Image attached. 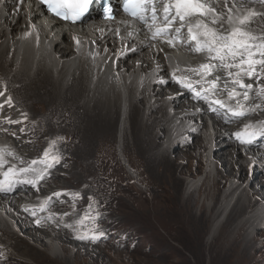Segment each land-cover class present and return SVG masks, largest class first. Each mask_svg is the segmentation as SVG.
Masks as SVG:
<instances>
[{
	"label": "bare ground",
	"instance_id": "obj_1",
	"mask_svg": "<svg viewBox=\"0 0 264 264\" xmlns=\"http://www.w3.org/2000/svg\"><path fill=\"white\" fill-rule=\"evenodd\" d=\"M19 1L0 0V181H5V189L11 187L0 191V264H75L80 256L94 260L99 256L95 211L107 215L111 203L108 185L100 176L105 171H121L111 161L115 138L124 147L125 157L129 158L131 151L141 154L159 178L158 190L164 201L159 208L163 213L170 212L181 227L199 225L202 213L210 207L209 200L218 198L217 203L213 199L210 208V242L216 246L219 237L227 239L236 233L226 244H219L224 257L237 255L238 264H256V251L264 245V241L256 245L264 236V147L255 149L259 137L249 142L244 133L246 126H251L247 128L251 132L264 125V73L259 71L260 65L253 66L251 76L244 75L247 65L243 70L217 67L206 75L197 60L193 64L196 71H186V77L179 78L190 60L180 54L169 58L175 68L173 74L159 78L152 66V46L138 40L137 47L127 52L129 60L123 61L128 72L122 73V84L109 52L101 57V51L94 48L95 44L107 47L118 42L112 23H82L73 31ZM261 1L222 0L217 6L220 20L215 24L210 21L213 29L230 31L238 26L239 19H245L239 25L244 31L255 38L264 37ZM168 4L162 7L163 15ZM174 14V9L170 10L169 17ZM32 20L35 25L27 27ZM247 22L255 23L250 26ZM203 31L194 29L193 33ZM179 32L188 34L183 28ZM130 37L125 33L123 41L129 42ZM255 40L249 43L256 45ZM191 43L197 48L196 41ZM199 58L204 64H219L210 61L206 51H201ZM253 59L261 58L256 55ZM138 65L145 74L137 69ZM229 71L233 76L228 75ZM237 71L241 72L239 77L235 76ZM218 72L228 80L217 76ZM216 77L220 79L213 88L211 81ZM236 79L252 87H240L234 83ZM230 88L238 94L235 98H229ZM245 92L247 100L243 98ZM42 102L43 112L39 111ZM231 110H243L245 115H233ZM252 112L257 119L241 121ZM205 114L212 116V128L207 119L205 122ZM230 121L234 123L228 124ZM58 127L64 130L65 138L58 136ZM237 133H241L239 138ZM78 147L88 151V160L93 157L90 164L84 165L85 160L76 154ZM32 158H36L35 164ZM193 160L207 172L202 183L199 177H184L191 171ZM60 161H66V170L57 167ZM91 164L97 177L89 176L87 183L98 179L102 194L80 216L78 198L73 200L76 212H70V199L83 190H66V185L72 178H81L86 168L92 170ZM225 166L237 173L231 172L233 176H229L221 193L223 172L229 171ZM30 167L35 171H19ZM129 167L131 172L136 169L131 163ZM10 168L14 172L6 179L4 174ZM215 171L217 177L211 184V173ZM40 175L43 178L37 180ZM25 180L37 182L27 185ZM29 185L32 189L27 188ZM167 190L171 194H166Z\"/></svg>",
	"mask_w": 264,
	"mask_h": 264
},
{
	"label": "rangeland",
	"instance_id": "obj_2",
	"mask_svg": "<svg viewBox=\"0 0 264 264\" xmlns=\"http://www.w3.org/2000/svg\"><path fill=\"white\" fill-rule=\"evenodd\" d=\"M261 2L264 4V1ZM256 16H259V13H256ZM254 23L247 22L246 24L252 26ZM261 25L264 26V24ZM257 38L256 40L254 39L256 45L260 42L264 43V37L257 36ZM259 58L262 59L264 57L259 56ZM258 69L264 73V65H260ZM261 82L258 81V84L261 85ZM258 95L259 92L255 94L257 97ZM257 99L255 98V101ZM39 106V111L43 112L45 104L42 102L39 103ZM248 117L254 121L258 115L252 112L246 117L244 116L241 121L248 119ZM227 123L232 124L234 122L230 121ZM57 130L60 139L65 138L64 130L59 127ZM263 138H260L256 142L257 147H264L262 145L264 143ZM121 146L122 144L115 138L112 144L113 156L111 161L114 166H119L121 171L117 173L105 171L100 176L105 179L106 185H108L111 203L107 206L109 212L107 215H97L98 211H95V244L100 246L101 252H99V258L95 257L94 260L91 257L80 256L77 262L75 261V264H238L239 258L237 255L226 258L223 255V251L218 247L219 244H226L228 240H232L236 236V233L227 239L219 237L217 239L219 244L216 246H213L214 244L210 242L212 238L208 233L211 215L213 216V209L210 210V208L214 200L217 203L218 198H211L209 200L210 207L208 211L202 213L203 221L199 225L191 224L181 227L175 222L174 217H171L170 212L168 214L163 213V209L161 208L164 201L160 195V190H158L160 181L149 168L148 163L141 154L134 151H131V153L127 152L129 158L125 157L123 154L124 147ZM76 154L85 160L84 165L90 164L93 159L92 157L88 160V156L90 155L82 147H78ZM30 161L31 163L36 161V158H32ZM41 163L43 164L44 162ZM129 163L136 168L133 172L129 170ZM199 164L200 162L197 160L192 161L191 171L188 170L184 176L187 180H194L202 176L204 168ZM57 167L66 170V161H60ZM92 167V170L86 168V173L82 171L81 178H72L71 182L66 185L69 186L66 190H83L70 199V212H76L77 206L73 203V200L78 198L80 216L85 214V209L89 207V203L94 202V200L96 202L97 198L102 194L98 179H93L91 184L87 183L90 179L89 176H96L95 165H92ZM226 169L229 171L227 175H224L221 182V193L226 187V179L229 176H233L232 173H237L236 170L231 171V173L228 167ZM250 177L247 179L248 181L251 179ZM214 180L215 175L210 179L211 184ZM27 188L32 189L30 185ZM166 194H171V192L167 190ZM219 195L221 196V194ZM48 209L49 207L46 208V210ZM196 210L198 213L201 212L199 206L196 207ZM63 213V215L67 214V212ZM261 230H264V227ZM263 239L264 236L258 239L256 245H260L264 241ZM38 246L40 247L39 249H44L42 245ZM74 260L73 258V262ZM255 263L264 264V245L260 250L256 251ZM34 264L36 263L34 262ZM246 264L251 263L246 262Z\"/></svg>",
	"mask_w": 264,
	"mask_h": 264
},
{
	"label": "snow or ice",
	"instance_id": "obj_3",
	"mask_svg": "<svg viewBox=\"0 0 264 264\" xmlns=\"http://www.w3.org/2000/svg\"><path fill=\"white\" fill-rule=\"evenodd\" d=\"M45 3L48 4V7L57 15L61 16L65 19H72L73 21L81 18L88 10L91 4H93L94 0H44ZM132 0H126L125 10L130 11V14L134 17H137L147 23V19L143 14L145 9L139 8V4H143L145 0H138L136 6L129 8V3ZM149 4L152 5V20H156V11L154 7L153 0H147ZM205 6L199 3V0H172V2L164 7V20L166 21V27L171 25L175 20L178 18L181 22L185 20L186 16H190L194 12H198L200 15H207L208 12L215 14V9L208 8L204 10ZM174 9L175 14L169 19L170 10ZM105 12L110 13V8H105ZM111 18V17H110ZM218 20L214 16L212 23H217ZM228 23H232L231 16L228 17ZM245 23V19L238 20V26L233 27L230 31H219L217 29L210 28L208 24L202 23L198 21L195 25L196 28H203L204 31L201 34L193 33L192 27L188 28V32L191 36V39L196 41L197 48L196 51H206L209 53V60L219 61V64H204L201 65V69L203 73L206 75H211L212 71L215 70L217 67L225 68V69H232L237 68L243 70L244 65H247L248 70L244 71V75L251 76L253 74L254 65H264V59H253L254 56L258 55L260 57H264V43L259 45H254L249 43L250 40L256 39L252 37L248 32L244 31L239 25H243ZM166 29H156V34H159ZM177 32L180 29H176ZM199 36H202L203 39L201 40ZM168 43H172L168 41ZM174 46V45H173ZM254 49H259V51H254ZM247 54V55H245ZM193 71H196L193 69ZM228 75L231 77L233 73L231 71L228 72ZM241 75L240 71L235 73L236 77ZM219 77H216L214 80L211 81L213 88L216 86V82L219 80ZM234 83L239 85L243 88L250 89L252 85H245L240 79L234 80ZM261 92L264 93V89H261ZM199 94V93H198ZM238 94L233 91L229 93V98H235ZM243 98L245 100L248 99L247 92L243 94ZM216 103L223 105L222 101H216ZM233 115L243 116L245 112L243 110H231ZM251 126H246L245 135L249 137V142L251 138L260 135L264 136V125H261L258 129L253 130L251 132L247 131V128ZM239 138L241 133L236 134ZM48 153H45L47 156ZM2 158H0V164H2ZM33 164L36 161L32 162ZM22 173H28L30 171H35L33 168H24L19 170ZM14 172V169L10 168L7 173H5V178L7 179L10 174ZM42 175L37 177L38 179H42ZM37 180H25L24 183H32L33 185L36 184ZM5 181H0V191L11 190L9 186L8 189L3 187ZM81 239L85 238L83 236L79 237Z\"/></svg>",
	"mask_w": 264,
	"mask_h": 264
}]
</instances>
